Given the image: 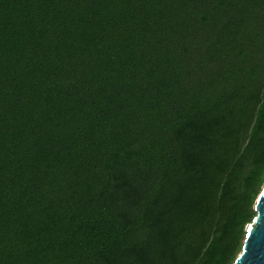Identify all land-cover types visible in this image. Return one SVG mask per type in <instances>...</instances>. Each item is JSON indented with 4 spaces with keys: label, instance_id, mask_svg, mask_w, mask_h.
<instances>
[{
    "label": "trees",
    "instance_id": "16d2710c",
    "mask_svg": "<svg viewBox=\"0 0 264 264\" xmlns=\"http://www.w3.org/2000/svg\"><path fill=\"white\" fill-rule=\"evenodd\" d=\"M264 183V0H0V264H233Z\"/></svg>",
    "mask_w": 264,
    "mask_h": 264
},
{
    "label": "water",
    "instance_id": "95a60500",
    "mask_svg": "<svg viewBox=\"0 0 264 264\" xmlns=\"http://www.w3.org/2000/svg\"><path fill=\"white\" fill-rule=\"evenodd\" d=\"M251 225V229L247 227L241 252L233 264H264V183L256 201V216Z\"/></svg>",
    "mask_w": 264,
    "mask_h": 264
},
{
    "label": "snow or ice",
    "instance_id": "6c2138e0",
    "mask_svg": "<svg viewBox=\"0 0 264 264\" xmlns=\"http://www.w3.org/2000/svg\"><path fill=\"white\" fill-rule=\"evenodd\" d=\"M248 227H249V229H251L252 225L250 224ZM242 255H243V253H241V256H242Z\"/></svg>",
    "mask_w": 264,
    "mask_h": 264
},
{
    "label": "rangeland",
    "instance_id": "374dc122",
    "mask_svg": "<svg viewBox=\"0 0 264 264\" xmlns=\"http://www.w3.org/2000/svg\"><path fill=\"white\" fill-rule=\"evenodd\" d=\"M261 189H262V188H261ZM239 254H240V253H239ZM239 254H238V255H239Z\"/></svg>",
    "mask_w": 264,
    "mask_h": 264
}]
</instances>
